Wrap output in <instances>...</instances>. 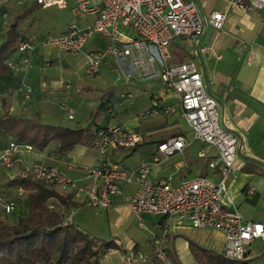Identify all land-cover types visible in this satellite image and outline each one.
Here are the masks:
<instances>
[{
    "label": "crops",
    "instance_id": "obj_1",
    "mask_svg": "<svg viewBox=\"0 0 264 264\" xmlns=\"http://www.w3.org/2000/svg\"><path fill=\"white\" fill-rule=\"evenodd\" d=\"M197 1L205 14L224 12V26L219 30L206 29L197 56L192 55L184 38H176L184 51L180 59L173 55L172 60L194 58L201 69L205 87L218 101L223 126L240 136V150L236 158L240 168L237 173L221 177L207 167V160L217 154L216 148L192 137L181 115L176 94L166 88L157 75H140L130 57H106L100 71L94 76H87L84 72L85 53L98 52L108 44L97 42L95 34L85 44L84 51L78 54V69L60 63L53 54L54 50L60 51L42 45H38L32 53L28 65L21 61L18 51L11 54L8 60L11 65L0 75V117L8 113L69 128H83L93 122L91 129L94 132L104 126H120L141 132L143 141L135 148H118L110 152V157L128 171H135L142 163L151 162L161 140L184 135L190 141L188 146L168 159L153 163L149 178L169 177L177 183L182 179L205 175L224 185L227 195L245 218L264 222V7L243 10L236 3H231L232 0ZM30 4L26 0L23 4L10 0L8 17L12 9H24ZM74 12L76 22H83L82 26L92 21V16ZM5 26L6 31L9 25ZM41 40L34 39L36 43ZM181 41L187 43V48L182 46ZM68 83L70 87H67ZM154 103L160 112L155 116L141 117V113L150 111ZM161 108H169L170 113H162ZM11 140L10 136L0 132V151ZM55 147L56 142L52 141L43 150L33 148L30 152H16L17 161L13 168L0 166V196L15 201L19 207L16 217L26 212L22 207L24 195L10 181L20 175L25 164L58 167L76 185L90 187L94 184L95 180L86 176L85 169L100 162L101 156L95 145L76 144L60 154L55 152ZM120 189V194L112 196L109 207L93 209L84 203L82 195H74V187L65 192L56 188L72 196L74 205L65 211L69 221L90 232L84 225L89 216H93L98 219L102 230L90 233L105 241L112 240L117 245V248L108 249L100 255L96 264H124L123 255L129 252L152 254L153 239L158 235L162 217L144 214L140 220L137 219L124 201L136 189L135 182H124L120 184ZM78 215L81 218L78 217L75 222L73 217ZM165 241L166 252H173L180 264H198L190 251L189 241L221 252L224 236L217 230L194 228L187 219L170 218ZM255 243L263 244L264 241ZM257 248L254 247L256 252L253 256L256 258L260 254ZM132 264L162 263L151 258Z\"/></svg>",
    "mask_w": 264,
    "mask_h": 264
},
{
    "label": "built area",
    "instance_id": "obj_2",
    "mask_svg": "<svg viewBox=\"0 0 264 264\" xmlns=\"http://www.w3.org/2000/svg\"><path fill=\"white\" fill-rule=\"evenodd\" d=\"M9 1L0 0V23L8 18ZM14 1L17 4L24 2ZM32 1L41 8L68 7V0ZM72 1V8L77 14L92 16V21L84 26L70 23L57 37L43 38L38 43L34 39H23L17 46L21 61L28 65L38 45L60 52L82 53L87 41L99 33L108 44L98 52L85 53V74H97L106 57H130L140 75H157L166 88L176 94L181 115L192 137L216 148L217 154L215 158L207 160V167L221 177L237 173L240 168L236 163L240 136L223 126L218 101L206 90L198 63L194 58L173 61L171 48L176 38H184L190 45L192 55H199L200 38L208 27L222 29L226 14L221 11L205 14L197 0ZM231 3H236L243 10L264 7V0H248L246 3L232 0ZM66 85L70 87L69 83ZM161 110L162 113H170L169 108ZM159 112L154 103V107L141 117L155 116ZM95 134L94 145L101 159L97 165L85 169L86 176L95 180L92 186L76 185L60 168L40 163L23 165L20 175L62 190L74 187V195H82L84 203L95 208L109 207L112 196L121 193L120 184L135 182L136 189L124 199L126 205L139 220L142 215L149 214L161 216L162 222L158 235L153 239L152 254L129 252L123 255L124 264L151 258L162 264H170L165 249L167 221L170 218L187 219L194 228L221 232L224 236L221 252L230 259L245 260L255 255L253 243L264 241V222L245 218L234 206L221 182H214L205 175H196L177 183H173L169 177L149 178L153 163L168 159L188 146L190 141L184 135L161 140L151 162L142 163L135 171H128L110 157V152L118 148H135L143 141L142 133L120 126H106L97 129ZM33 148L26 143L9 141L0 151V166L13 168L17 161L15 153L30 152ZM19 193L22 194L21 188ZM0 208L3 213L9 214L15 209V202L0 197Z\"/></svg>",
    "mask_w": 264,
    "mask_h": 264
},
{
    "label": "trees",
    "instance_id": "obj_3",
    "mask_svg": "<svg viewBox=\"0 0 264 264\" xmlns=\"http://www.w3.org/2000/svg\"><path fill=\"white\" fill-rule=\"evenodd\" d=\"M39 8L36 3H31L15 18L29 16ZM23 39L24 34L17 30L15 20L0 42V75L7 71L9 57ZM92 123L83 128H69L5 113L0 117V132L15 142L39 150L55 141V152L60 154L76 144L93 146L96 134L91 129ZM10 184L22 189V207L26 212L16 217L19 207L15 203V209L9 213L13 219L16 217L15 222L8 220L5 213L0 216V264H96L105 251L117 248L114 241L102 240L65 217V211L74 205L70 194L21 175L14 177ZM189 248L198 264H253L256 258L230 259L222 252L207 249L194 241H189ZM167 255L170 263L180 264L173 252L169 251Z\"/></svg>",
    "mask_w": 264,
    "mask_h": 264
},
{
    "label": "rangeland",
    "instance_id": "obj_4",
    "mask_svg": "<svg viewBox=\"0 0 264 264\" xmlns=\"http://www.w3.org/2000/svg\"><path fill=\"white\" fill-rule=\"evenodd\" d=\"M28 4L32 2V0H26ZM73 1L68 0V7L66 8H58V7H48V8H39L36 12L30 14L29 16H26L21 19L15 18L16 14L22 10V9H12L10 12V16L8 17L6 24L3 26H0V38L5 37V25H10L13 21L16 20L17 22V30L19 32L24 33L25 38H47V37H57L60 32L66 28V26L70 23H75L77 26H82L83 22H76L77 20L74 17V11L72 9ZM73 20V21H72ZM94 38L97 42L102 43L103 45L107 44V40L102 37L100 34H95ZM93 38V39H94ZM179 41V40H177ZM185 48H187L185 42L181 41ZM172 51L173 55L180 59L183 55L182 47L180 46L179 42H176V39L172 42ZM56 57V59L60 63L68 64L69 66L74 68L79 67L80 60L78 59V54H72L68 52H57L54 50L53 53ZM147 111H143L141 114L146 113ZM84 186V185H81ZM56 189V188H55ZM59 189V188H57ZM63 192L67 190L59 189ZM90 208H95L88 206ZM3 216H5L4 213H2ZM6 217L8 220H13L12 214H6ZM78 217L81 218L79 215L74 216V221L77 222ZM86 226L85 228L89 230L90 232L94 233L96 230H102V226L98 225V219H94L93 216H89V218L85 222ZM258 247L257 249L260 251L259 257L254 260V264H264V243H254L253 248ZM263 253V254H262Z\"/></svg>",
    "mask_w": 264,
    "mask_h": 264
},
{
    "label": "water",
    "instance_id": "obj_5",
    "mask_svg": "<svg viewBox=\"0 0 264 264\" xmlns=\"http://www.w3.org/2000/svg\"><path fill=\"white\" fill-rule=\"evenodd\" d=\"M202 38V37H201ZM201 38H200V40H201ZM200 40H199V43H200ZM206 90L208 91V89L206 88ZM209 92V91H208ZM257 257V256H256ZM249 259H251V258H249Z\"/></svg>",
    "mask_w": 264,
    "mask_h": 264
}]
</instances>
